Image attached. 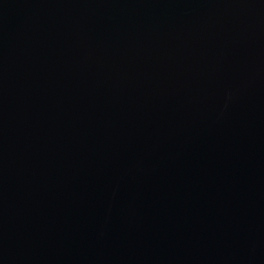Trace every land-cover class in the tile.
I'll return each instance as SVG.
<instances>
[{
	"label": "water",
	"instance_id": "95a60500",
	"mask_svg": "<svg viewBox=\"0 0 264 264\" xmlns=\"http://www.w3.org/2000/svg\"><path fill=\"white\" fill-rule=\"evenodd\" d=\"M0 264H264V0H0Z\"/></svg>",
	"mask_w": 264,
	"mask_h": 264
}]
</instances>
